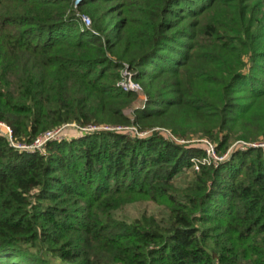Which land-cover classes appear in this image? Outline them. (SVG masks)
Instances as JSON below:
<instances>
[{
  "label": "trees",
  "instance_id": "16d2710c",
  "mask_svg": "<svg viewBox=\"0 0 264 264\" xmlns=\"http://www.w3.org/2000/svg\"><path fill=\"white\" fill-rule=\"evenodd\" d=\"M0 123L146 134H0V264H264V0H0Z\"/></svg>",
  "mask_w": 264,
  "mask_h": 264
},
{
  "label": "rangeland",
  "instance_id": "374dc122",
  "mask_svg": "<svg viewBox=\"0 0 264 264\" xmlns=\"http://www.w3.org/2000/svg\"><path fill=\"white\" fill-rule=\"evenodd\" d=\"M92 27V23L90 25L89 28ZM137 95V98L136 100L134 101V103L132 104V107L128 108L126 111H125V114L128 116V117H132V113L133 111L137 110L138 108H140L143 103L146 101V95L144 92L140 93V94H136ZM6 129L4 126L0 125V134L4 135L5 137H7V133H6ZM81 136V133L78 129V127H76V125H66V126H63L60 128V131L58 132V134L56 135V138H58V140H56V142H60V141H63V140H70V139H77ZM166 137H169L171 139H173L170 134H165ZM174 140V139H173ZM174 141H177V140H174ZM178 143L180 144H184L185 142L183 141H177ZM16 143V142H15ZM190 145L194 146V145H199L201 144L204 148V150H206L207 148V144L204 142V141H201L197 138H193L191 141L188 142ZM24 144V143H23ZM16 145V144H15ZM256 145V144H255ZM257 145H261L264 147V143H260V144H257ZM243 146H253L252 144L251 145H248V144H245L243 142H236L232 145V147L230 148L228 154L230 152H232L233 150L235 149H240L242 148ZM41 153H45L41 150ZM227 154H225L223 157H227L226 156ZM220 159V158H218ZM222 160V159H221ZM218 161V160H216ZM190 172H187L183 175H180L179 177H177L175 179V184L176 186H178L179 188H183L189 181L190 179ZM167 210L163 207H159L157 205H155L154 203H151V202H147V203H134V204H129V205H126L124 206L122 209H120L119 211H117L115 213V217L116 219L120 220V221H124L126 223H132L136 220H139L141 219L143 216H146V217H154L156 219V221H160V222H163L167 219Z\"/></svg>",
  "mask_w": 264,
  "mask_h": 264
},
{
  "label": "built area",
  "instance_id": "2783aa9c",
  "mask_svg": "<svg viewBox=\"0 0 264 264\" xmlns=\"http://www.w3.org/2000/svg\"><path fill=\"white\" fill-rule=\"evenodd\" d=\"M82 0H75V4H79ZM81 20L82 23L84 25V27H86L87 29H90V25H91V20L89 17L87 16H81ZM121 76L122 79L121 81L118 83V87L124 91V92H132L135 94H140L142 93V88L136 84L133 80H132V74L128 71L127 68L123 69L121 72ZM0 125L4 126L6 129V133H7V139L10 142L11 147H13L16 150L19 151H23V152H28V153H34V152H40L41 150L44 152V146L46 145V143L50 142V141H56L58 140V138H56V135L58 134V132L60 131V128L56 129V130H52V131H48L43 133L42 135H40L38 138H36L32 144H20V143H15V141L12 138V130L0 123ZM115 131V132H122V133H126L130 136H145L146 134H138V132L136 131V129L134 127H109V126H101V127H93V126H89L87 128H83L80 129L81 132H93V131ZM208 146L206 148V154L207 157L213 160H218L221 161L222 158L218 159L215 156L214 153V148L213 146L204 141ZM16 144V145H15ZM261 146V145H260ZM263 147V146H262ZM195 170H198L197 166H194Z\"/></svg>",
  "mask_w": 264,
  "mask_h": 264
}]
</instances>
